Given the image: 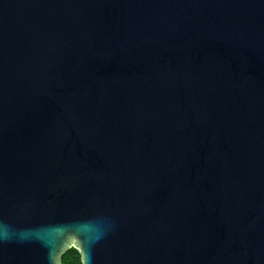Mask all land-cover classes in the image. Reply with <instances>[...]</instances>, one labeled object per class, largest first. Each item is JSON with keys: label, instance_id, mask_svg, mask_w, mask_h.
I'll use <instances>...</instances> for the list:
<instances>
[{"label": "water", "instance_id": "obj_1", "mask_svg": "<svg viewBox=\"0 0 264 264\" xmlns=\"http://www.w3.org/2000/svg\"><path fill=\"white\" fill-rule=\"evenodd\" d=\"M0 264H264V0H0Z\"/></svg>", "mask_w": 264, "mask_h": 264}, {"label": "trees", "instance_id": "obj_2", "mask_svg": "<svg viewBox=\"0 0 264 264\" xmlns=\"http://www.w3.org/2000/svg\"><path fill=\"white\" fill-rule=\"evenodd\" d=\"M63 264H83L81 253L78 249H70L63 257Z\"/></svg>", "mask_w": 264, "mask_h": 264}, {"label": "snow or ice", "instance_id": "obj_3", "mask_svg": "<svg viewBox=\"0 0 264 264\" xmlns=\"http://www.w3.org/2000/svg\"><path fill=\"white\" fill-rule=\"evenodd\" d=\"M2 229H3V225H0V235L3 234Z\"/></svg>", "mask_w": 264, "mask_h": 264}]
</instances>
